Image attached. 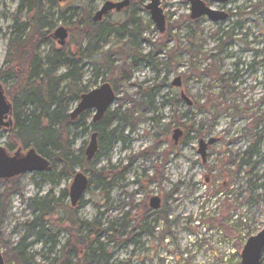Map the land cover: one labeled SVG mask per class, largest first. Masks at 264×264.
<instances>
[{"label":"rangeland","instance_id":"374dc122","mask_svg":"<svg viewBox=\"0 0 264 264\" xmlns=\"http://www.w3.org/2000/svg\"><path fill=\"white\" fill-rule=\"evenodd\" d=\"M122 1L57 0L52 34L60 27L68 30L59 22L61 12H67V17L75 13L74 20L87 26L107 2ZM201 1L220 13L229 11V22L214 23L207 17L192 20L186 0H160L166 18L162 34L146 9L150 0H130L128 8L112 11L95 24L126 26L138 35H113L90 60L80 63L83 84L90 85V92L99 89L103 80L113 86L117 98L107 112V133L116 140L91 161L100 175H87L96 186L88 188L80 209L70 203L73 177L56 180L58 171L45 174L54 175L55 183L37 174L0 181V197L6 201L0 237L5 264H24L11 254L24 239L27 264L64 262L63 247L72 229L63 207L54 205V214L43 218L48 230L43 239L38 238L39 224L34 225L40 217L38 203L56 202L63 192L68 194L63 205L78 209L80 219L96 221L104 229L122 223L126 216L131 221L150 208L153 197L161 199L160 210L170 213V234L164 243L161 237L166 229L161 226L153 237L144 234L138 245L114 250L115 264H178L185 259L192 264H241L245 244L264 229V195L250 192L264 183V0ZM19 4L20 0H0V69ZM227 32L236 35L226 38ZM68 33L65 46L53 40L42 49L43 55L53 50L76 54L81 38ZM86 47L84 40L82 50ZM105 60L113 65L111 74L90 84L93 65ZM178 78L181 86L173 87ZM0 84L12 103L11 84ZM66 84L60 88L66 90ZM77 105L72 103L70 112ZM178 129L183 136L176 144L173 134ZM10 131H0V146L7 150ZM73 132L72 149L86 150L91 130ZM211 140L214 144L208 146L204 161L200 141ZM16 150L8 152L13 155ZM244 158L251 160L250 167L240 168ZM257 194L261 199H254ZM155 218L152 215L150 221ZM102 242L108 244L109 236L103 235Z\"/></svg>","mask_w":264,"mask_h":264},{"label":"trees","instance_id":"16d2710c","mask_svg":"<svg viewBox=\"0 0 264 264\" xmlns=\"http://www.w3.org/2000/svg\"><path fill=\"white\" fill-rule=\"evenodd\" d=\"M56 4L57 0H20L13 18L8 40V54L4 67L0 69V81L11 84L10 94L13 104L14 128L9 132L7 148L11 152L17 148L23 151L34 148L40 156L49 161L51 173L58 171L56 180L63 177L74 178L77 167L85 175L98 177L100 172L95 170L92 162L86 159L85 150L77 153L72 149L70 139L75 137L73 131L81 130L85 133L91 130V135H97L98 153L95 159L101 152L108 151L116 138L113 133H107V113L97 122L93 121L92 111L84 112L76 119L71 117L72 103L78 104L81 97L90 92V85L83 84L85 73L80 63L90 60L91 56L97 52L98 46L107 43L113 35L128 33V36L135 38L138 35L133 28L126 29V26L112 28L100 24L96 27L92 20L84 26L80 20H74L75 13L67 17V12H61L59 22H63L73 36L78 35L81 42L77 46L76 54L68 53L66 50H53L44 56L42 49L54 40L52 32L57 23L54 21L52 12ZM84 40H87V47L82 50ZM105 61L103 64L93 65V77L90 84L96 85L100 77L111 74L113 65L108 60ZM61 69H66L65 73L58 77L57 73ZM103 81L106 83L105 80ZM63 83H67L66 90L60 88ZM124 121L127 124L130 123L128 119L124 118ZM250 165L251 160L247 161L244 158L240 168H248ZM38 175L44 181L55 183L54 175L48 177L45 174ZM256 177L259 180L263 179ZM94 186H96L95 183L89 177V187ZM258 191H262L264 195V183L251 189L250 192L254 195ZM67 195L63 192L56 202L44 200L38 203L36 210L40 213V217L34 223V225L39 224L38 238L43 239L42 237L48 234L43 218L53 215L55 206L63 207L72 235L63 247L64 262L62 264H115L112 252L121 246L131 243L138 245V240L144 234L153 237L161 226L166 229L162 232L161 244L170 234L168 232L170 213L167 210L155 212L145 208L142 215H137L131 221L127 222L130 216H126L122 219V223L114 222L104 229L96 221L88 222L78 217V209L84 205L83 202H80L78 209H70L63 205ZM239 196H242V193H239ZM254 199H261V195H255ZM5 211L6 201L0 197V237ZM152 215L156 216L154 222L150 221ZM103 235L109 236L108 244L102 242ZM52 243L56 245L55 241ZM26 249L24 239L11 250L13 259L27 264ZM56 262L57 259L52 263ZM178 264L192 263L185 259L178 260Z\"/></svg>","mask_w":264,"mask_h":264},{"label":"water","instance_id":"95a60500","mask_svg":"<svg viewBox=\"0 0 264 264\" xmlns=\"http://www.w3.org/2000/svg\"><path fill=\"white\" fill-rule=\"evenodd\" d=\"M191 6V19L198 20L207 17L214 23L225 22L228 18L227 14L215 11L206 6L201 0H186ZM215 3L226 4L230 0H213ZM130 0H124L119 3L107 2L93 17L94 23H100L104 17L112 11L121 12L130 6ZM157 29L162 34L166 31V18L161 9L160 0H150L146 6ZM54 40L58 41L60 46H65L69 38L68 30L64 27L58 28L54 35ZM180 87L181 80L178 78L172 85ZM116 93L109 83H104L99 89H95L81 97L76 109L72 112V119L87 111H95L93 121H100L111 106L116 101ZM14 127L13 121V104L5 95L3 86L0 84V131H10ZM183 136V132L178 129L174 131L173 140L177 144ZM214 141L208 143L200 141L199 153L205 161L209 145H213ZM98 153V139L96 134H92L90 142L85 150L86 159L91 162ZM51 171V165L48 160L40 156L37 151L32 148L23 152L22 149L17 150L11 155L8 150L0 146V181H10L19 178L25 174H46ZM89 188V178L82 172L75 174L73 183L69 191V198L72 208H76ZM161 199L153 197L150 200V209L159 211L161 209ZM264 259V229L257 236L250 238L245 244L241 253V264H262ZM0 264H5L4 257L0 252Z\"/></svg>","mask_w":264,"mask_h":264},{"label":"flooded vegetation","instance_id":"af4514ba","mask_svg":"<svg viewBox=\"0 0 264 264\" xmlns=\"http://www.w3.org/2000/svg\"><path fill=\"white\" fill-rule=\"evenodd\" d=\"M230 1H231V0H230ZM230 1H229V2H230ZM186 2H187V1H186ZM213 2H214V1H213ZM229 2H228V3H229ZM214 3H215V2H214ZM130 4H131V3H130ZM189 4H190V3H189ZM218 4H220V3H218ZM226 4H227V3H226ZM206 6H207V5H206ZM207 7H209V6H207ZM209 8H210V7H209ZM211 9H212V8H211ZM124 10H125V9H124ZM215 11H216V10H215ZM113 12H116V11H113ZM121 12H122V11H121ZM224 13H225V12H224ZM225 14H227L228 18H227V20H226L224 23H228L229 20L231 19L232 14H231L229 11L226 12ZM108 15H109V14H108ZM108 15H107V16H108ZM107 16H105V17H107ZM105 17H104V18H105ZM103 20H104V19H103ZM92 22H93V20H92ZM93 23H94V22H93ZM100 23H102V22H100ZM94 24H99V23H94ZM236 27H238V25H237ZM220 31H224V30L221 29ZM225 35H226V36H225L226 38H227V37H230V39H231V37L234 38L236 34H235V33H232V32H227ZM219 40H220V42L222 41V44L224 43L222 39H219ZM94 112H95V111H94ZM94 116H95V114H94ZM78 206H79V205H78ZM78 206H77V207H78ZM77 207H76V208H77Z\"/></svg>","mask_w":264,"mask_h":264}]
</instances>
